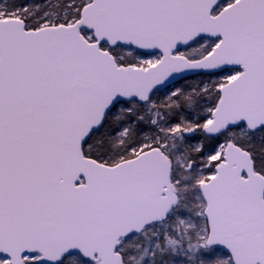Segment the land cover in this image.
Returning a JSON list of instances; mask_svg holds the SVG:
<instances>
[{"label":"snow or ice","instance_id":"1","mask_svg":"<svg viewBox=\"0 0 264 264\" xmlns=\"http://www.w3.org/2000/svg\"><path fill=\"white\" fill-rule=\"evenodd\" d=\"M0 264H264V0H0Z\"/></svg>","mask_w":264,"mask_h":264}]
</instances>
